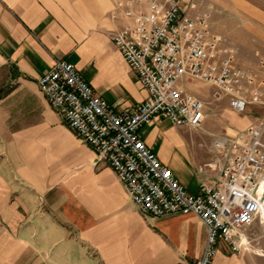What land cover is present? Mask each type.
<instances>
[{
    "label": "crops",
    "instance_id": "obj_1",
    "mask_svg": "<svg viewBox=\"0 0 264 264\" xmlns=\"http://www.w3.org/2000/svg\"><path fill=\"white\" fill-rule=\"evenodd\" d=\"M206 1L215 6L212 30L237 47L239 65L256 69L264 57V0ZM109 2L0 0V264H190L202 252L206 229L198 217L141 214L112 168L95 161L93 147L67 126L37 85L55 59H64L117 109L146 97L110 40L122 19L110 17ZM197 83L188 87L199 97V89H206ZM214 103L221 110V120L211 124L215 134H234L262 113L256 106L240 116L226 100ZM208 112L207 105L201 126ZM182 129L190 128L154 118L141 136L196 193L216 172L198 171L211 152L193 161ZM55 144L74 164L59 174L51 171ZM252 227L248 234L255 239ZM244 251L220 243L211 264H257Z\"/></svg>",
    "mask_w": 264,
    "mask_h": 264
},
{
    "label": "built area",
    "instance_id": "obj_2",
    "mask_svg": "<svg viewBox=\"0 0 264 264\" xmlns=\"http://www.w3.org/2000/svg\"><path fill=\"white\" fill-rule=\"evenodd\" d=\"M197 0H115L112 19H122L110 40L135 73L146 97L117 109L96 93L75 65L55 59L37 79L51 108L105 161L144 216L194 214L206 229L201 254L190 264H211L220 243L240 254L264 212V57L256 69L237 63V47L211 28ZM212 88L211 101L226 100L236 114L260 113L234 134H214L211 157L200 173L216 172L189 192L145 143L141 129L154 118L200 128L207 102L191 83Z\"/></svg>",
    "mask_w": 264,
    "mask_h": 264
},
{
    "label": "rangeland",
    "instance_id": "obj_3",
    "mask_svg": "<svg viewBox=\"0 0 264 264\" xmlns=\"http://www.w3.org/2000/svg\"><path fill=\"white\" fill-rule=\"evenodd\" d=\"M114 2L115 0H111ZM206 0H197V6L200 9L206 11L209 15L210 21V13L215 6L212 4H207ZM109 7H112L111 2H109ZM198 85L202 86L206 89V91L199 89V93L197 95L209 102V120L205 124H203L200 128H190V129H182L179 130V134L183 137L189 153L196 162L197 158L206 157L210 152V145L212 142L213 135L215 134L212 132V123L215 120H221V110L220 108H216L214 106V102L211 101V92L212 88L203 83H197ZM190 85V84H189ZM208 90V91H207ZM255 112H252L250 115L255 116ZM240 116H249L247 115H240ZM248 124V123H247ZM246 124V125H247ZM220 134V133H216ZM61 135L68 141L73 140V137L70 136L69 133L66 131H62ZM264 139V133H263ZM207 143V144H206ZM209 151H208V149ZM192 161V163H193ZM71 165V166H70ZM68 167H74V164L69 160V155L63 151V148L59 145H51V171H55L57 174L64 172V170L68 169ZM252 233H254V240L252 241L251 247H249L248 251H244L246 254L251 256L257 264H264V221H262L260 215L258 216L257 220L255 221L252 229ZM260 254V255H257Z\"/></svg>",
    "mask_w": 264,
    "mask_h": 264
},
{
    "label": "bare ground",
    "instance_id": "obj_4",
    "mask_svg": "<svg viewBox=\"0 0 264 264\" xmlns=\"http://www.w3.org/2000/svg\"><path fill=\"white\" fill-rule=\"evenodd\" d=\"M192 87H193V86H192ZM192 87H191V88H192ZM259 215H260L262 221H264V212H261ZM259 215H258V216H259Z\"/></svg>",
    "mask_w": 264,
    "mask_h": 264
}]
</instances>
